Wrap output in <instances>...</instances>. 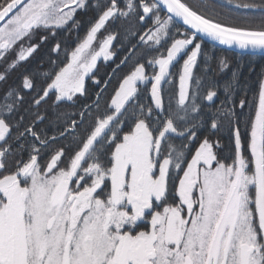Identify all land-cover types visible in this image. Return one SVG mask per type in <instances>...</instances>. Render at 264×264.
<instances>
[{
	"label": "snow or ice",
	"instance_id": "obj_1",
	"mask_svg": "<svg viewBox=\"0 0 264 264\" xmlns=\"http://www.w3.org/2000/svg\"><path fill=\"white\" fill-rule=\"evenodd\" d=\"M229 3L259 15L213 0H0V264H264V70L249 99L240 66L197 42L264 56V0ZM78 10L94 15L63 66L49 56L9 83L41 30L81 27ZM121 36L132 67L93 100L86 78Z\"/></svg>",
	"mask_w": 264,
	"mask_h": 264
},
{
	"label": "trees",
	"instance_id": "obj_2",
	"mask_svg": "<svg viewBox=\"0 0 264 264\" xmlns=\"http://www.w3.org/2000/svg\"><path fill=\"white\" fill-rule=\"evenodd\" d=\"M187 2L190 4H195L196 0H187ZM213 3H215L218 6V10L222 11L224 15L231 16L233 18L243 19L253 15H257V16L259 15L258 12H254L253 10L237 8L234 6V4H230L229 0H213ZM93 15H94L93 10H89V11L78 10L75 19L81 22V27L79 29L73 28L71 31H68L67 29L71 27V22H69V25L66 26L65 28L56 29L55 36H53L51 32L45 31L48 34H50V41L45 45V47L41 50V52L37 54L30 61L29 64H27V66L21 71L19 76H17V78L13 82L18 81L20 75L24 73L26 70L29 71L37 70L41 67V65L44 71L50 70L51 65L48 63L49 56H52L54 59H57V62L60 64V66H63V63L66 62L64 52L74 49L76 43H78V37L82 38L84 35H86L87 21L91 19ZM135 42L138 43V40ZM197 42L202 43L204 50L209 52L210 55L226 57L229 60L230 68H235L237 65L240 66L239 68L240 83L242 85L243 84L247 85V96L249 99H252L253 95L258 93L257 77L259 73L262 70H264V57L240 55V54L228 52L216 48L210 44H207L199 39ZM57 43L61 45V54L59 57H56V54L51 52V48ZM128 47L129 45L127 41H124L123 36H121L119 40L114 41L113 46H111L114 52V59L109 64H105V65L100 64L97 67V69L94 71L96 73L94 79L99 80L101 83L97 85L94 82V79L87 78L86 88L88 90L89 96L93 100L95 99L96 94L101 92V90H103L104 100H107L108 95L112 92L113 88L116 86L117 80L120 77H122L125 73H127L129 69L132 67L131 61H129L127 64H124L121 68L117 67V65H120L121 61L124 60L125 56L129 55ZM143 51L144 49L140 48L139 52H143ZM139 52H137L136 55H139ZM180 62L182 63V60ZM212 67L213 68L216 67L214 61L212 62ZM230 76H231V71L225 70L223 73L218 74L216 76V79L219 83H223L224 81H227L230 78ZM109 78H110V82H109ZM107 81H108L107 87L105 88L104 85L105 82ZM175 87L176 89H178V79L176 81ZM79 100L80 103L82 104L84 103L85 98L80 97ZM148 100L150 101V96L148 97ZM101 104L103 105V100L101 101ZM77 107H79V105ZM237 111H240V109L237 108ZM248 111L249 110L247 108L244 109V112L246 114L248 113ZM254 111L255 108L253 107L252 114H254ZM124 128L126 131L127 124L124 125ZM241 134H242V140L244 142V151L247 154V143L249 140L248 129L241 126ZM221 135H222L221 144L225 146L224 155H228L229 146L234 147V139L231 141L230 144L228 133L224 132Z\"/></svg>",
	"mask_w": 264,
	"mask_h": 264
},
{
	"label": "rangeland",
	"instance_id": "obj_3",
	"mask_svg": "<svg viewBox=\"0 0 264 264\" xmlns=\"http://www.w3.org/2000/svg\"><path fill=\"white\" fill-rule=\"evenodd\" d=\"M41 35H47L48 36V40H47V42L46 43H43L42 45H41V47L38 49V51L33 55V57H31V58H29V61L26 63V64H24V65H22L21 67H19L18 69H16L15 71H13L12 73H11V75L8 77V82L9 83H13V81L17 78V76H19V74L21 73V71L27 66V64H29L30 63V61L37 55V54H39L40 52H41V50L45 47V45L50 41V34H48L47 32H45L44 30H41L36 36H35V38L33 39V43H38L39 41H40V36ZM110 51L112 52V57H111V59L110 60H108V61H105L104 59H103V57H101L99 60H98V66L100 65V64H103V65H105V64H109V63H111L112 62V60L114 59V52H113V50H112V48H111V46H110ZM3 61H0V65H3ZM121 65V64H120ZM119 65V66H120ZM124 65V64H123ZM122 65V66H123ZM118 66V65H117ZM122 66H120L119 68H121ZM116 68V67H115ZM96 69H94L93 71H95ZM91 75V74H90ZM86 80H87V78H86Z\"/></svg>",
	"mask_w": 264,
	"mask_h": 264
},
{
	"label": "water",
	"instance_id": "obj_4",
	"mask_svg": "<svg viewBox=\"0 0 264 264\" xmlns=\"http://www.w3.org/2000/svg\"><path fill=\"white\" fill-rule=\"evenodd\" d=\"M181 27L182 28H184V27H186V26H183L182 25V22H181ZM199 40H201V41H203V42H205V43H207V44H210V45H212V46H214V47H216V48H219V49H222V50H225V51H228V52H232V53H236V54H240V55H248V54H246L243 50H239V49H236V48H229L228 46H221V45H219L218 43H215V42H212V41H210V40H208L206 37H203V38H200ZM251 56V55H250ZM255 56H259V57H264V56H262V55H259V54H257V55H255ZM123 64L121 63V65L120 66H122ZM119 66V67H120ZM108 82V81H107ZM105 86V85H104Z\"/></svg>",
	"mask_w": 264,
	"mask_h": 264
},
{
	"label": "flooded vegetation",
	"instance_id": "obj_5",
	"mask_svg": "<svg viewBox=\"0 0 264 264\" xmlns=\"http://www.w3.org/2000/svg\"><path fill=\"white\" fill-rule=\"evenodd\" d=\"M119 68V67H118Z\"/></svg>",
	"mask_w": 264,
	"mask_h": 264
}]
</instances>
